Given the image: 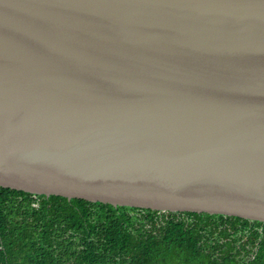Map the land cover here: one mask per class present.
I'll return each mask as SVG.
<instances>
[{
  "label": "water",
  "instance_id": "1",
  "mask_svg": "<svg viewBox=\"0 0 264 264\" xmlns=\"http://www.w3.org/2000/svg\"><path fill=\"white\" fill-rule=\"evenodd\" d=\"M0 188L264 223V0H0Z\"/></svg>",
  "mask_w": 264,
  "mask_h": 264
},
{
  "label": "trees",
  "instance_id": "2",
  "mask_svg": "<svg viewBox=\"0 0 264 264\" xmlns=\"http://www.w3.org/2000/svg\"><path fill=\"white\" fill-rule=\"evenodd\" d=\"M141 212L0 188V264H264L262 222L187 212V226Z\"/></svg>",
  "mask_w": 264,
  "mask_h": 264
},
{
  "label": "built area",
  "instance_id": "3",
  "mask_svg": "<svg viewBox=\"0 0 264 264\" xmlns=\"http://www.w3.org/2000/svg\"><path fill=\"white\" fill-rule=\"evenodd\" d=\"M140 209V213L143 209ZM148 210V209H147ZM156 211V219L165 224L168 220H175L179 222H185L187 226L193 223V218L187 215V212H170V211H160V210H153ZM142 215V214H141ZM259 232L262 233V229L259 228Z\"/></svg>",
  "mask_w": 264,
  "mask_h": 264
},
{
  "label": "bare ground",
  "instance_id": "4",
  "mask_svg": "<svg viewBox=\"0 0 264 264\" xmlns=\"http://www.w3.org/2000/svg\"><path fill=\"white\" fill-rule=\"evenodd\" d=\"M246 257H247V255L245 256V259L247 260V258H246Z\"/></svg>",
  "mask_w": 264,
  "mask_h": 264
},
{
  "label": "clouds",
  "instance_id": "5",
  "mask_svg": "<svg viewBox=\"0 0 264 264\" xmlns=\"http://www.w3.org/2000/svg\"><path fill=\"white\" fill-rule=\"evenodd\" d=\"M251 221H254V220H251ZM257 222H259V221H257ZM263 223V222H262Z\"/></svg>",
  "mask_w": 264,
  "mask_h": 264
}]
</instances>
